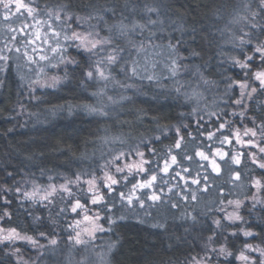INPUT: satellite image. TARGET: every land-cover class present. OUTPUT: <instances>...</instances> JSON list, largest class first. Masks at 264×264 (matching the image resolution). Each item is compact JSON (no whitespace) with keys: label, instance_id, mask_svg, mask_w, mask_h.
Returning <instances> with one entry per match:
<instances>
[{"label":"snow or ice","instance_id":"6c2138e0","mask_svg":"<svg viewBox=\"0 0 264 264\" xmlns=\"http://www.w3.org/2000/svg\"><path fill=\"white\" fill-rule=\"evenodd\" d=\"M0 5L4 10L0 73L14 70L19 87L27 86L30 100L40 101L38 91L49 96L75 81L85 92L94 88L89 96L95 103H68L69 115L77 110L101 120L111 118L110 105L117 101L108 95L110 85L132 90L133 96L146 95L149 88L163 89L153 93L154 100L171 97L179 106L190 107L178 114V123L162 124L165 117L144 108L130 110L131 120L117 117L121 128L127 126L129 131L110 135L108 127L102 129L105 135L96 140L111 145L106 153L100 152L103 163L93 165L95 153L79 157L73 153L79 166L59 174L62 182L46 167L39 171L47 176V184L39 183L27 166L18 169L5 163L0 167V264H49L45 259L49 256L55 258L51 264H86V257L76 258L80 247L95 248L98 233L112 232L117 221L130 216L145 223L141 213L152 217L150 210L160 217H153L155 222L150 224L161 230L160 235L167 234L171 240L169 230L174 234L182 229L183 236H175L177 243H200L194 255L167 264H221V258L228 261L233 256L239 264H264V0H242L222 28L206 27L195 17L187 28L175 21L166 25L155 2L44 0L41 5L39 0H0ZM139 13L143 15L137 19ZM237 24L239 29L233 27ZM166 27L180 33L175 43L171 33L166 44L156 42L163 41ZM204 44L215 46L223 57L217 67L225 83L211 105L205 102L201 107L204 92L189 91L191 80L182 81L181 74L194 68L192 74L205 91L220 87V81L207 79L200 66L184 63L201 56ZM182 48L188 49V56ZM126 51L127 58L122 55ZM224 65L239 71L227 75ZM117 70L131 83L118 80ZM6 81L5 76L0 85ZM133 96L121 95L120 100H133ZM64 107L55 105L53 114ZM139 126L145 130L139 132ZM56 151L63 154V149ZM20 171L23 175L17 181ZM225 185L230 186L227 196ZM69 213L74 219L65 227L62 220ZM169 216L180 223L170 225ZM241 236L242 247L233 250ZM118 244L105 241L101 264H113ZM27 248L35 251V258ZM143 264L155 261L145 256Z\"/></svg>","mask_w":264,"mask_h":264},{"label":"trees","instance_id":"16d2710c","mask_svg":"<svg viewBox=\"0 0 264 264\" xmlns=\"http://www.w3.org/2000/svg\"><path fill=\"white\" fill-rule=\"evenodd\" d=\"M120 2L123 4L124 0H120ZM135 2L141 5L145 2L150 4L153 2L157 3L161 7L160 18L165 21L166 25L171 21H175L177 24H184L186 28L192 26L193 23L190 19L188 20L186 14H189L191 18L206 15L203 22L206 27L213 25L221 27L222 25L221 19L217 20L216 16L211 17V14L209 15L210 9L217 10V8L215 6L211 8L206 0H179L178 2L176 1L177 4H175V2L172 3L171 0H135ZM226 2L227 5H232L228 1ZM39 3L43 5L44 0H39ZM241 3L242 0H236V3L231 7L235 8ZM181 5H185V7H181ZM193 10H195V12H193ZM141 15H143V13H139L136 18L139 19ZM181 16L184 17L183 20L180 19ZM152 18L156 19V16L153 14ZM214 30L215 28L213 27V31ZM168 33H171L173 43H175L176 38H180V33L178 31L166 27L165 33L162 34L164 36L163 41L158 39L156 42H163L166 44L168 42ZM144 35L146 36L147 33H144ZM160 35L161 34L158 33V36ZM184 38L190 41V35H186ZM137 39H139V37H137ZM121 43H123V41H121ZM181 52L183 55L188 56L187 48H182ZM122 55L127 58L128 52L126 51L122 53ZM222 59L223 57L218 55V50L215 46L209 47L207 44H204L202 46L201 56L189 57L184 63L200 66L201 71L204 72L207 79L218 80L223 83L224 86L225 82L221 79L220 69L217 67L219 61ZM224 67L228 68L227 75H232L237 72L228 65H224ZM193 71H195L194 68L187 73L182 72L181 74L182 81H192L190 90L192 89L194 79H199L198 76H193ZM5 76L7 77L6 84L0 85V167H3L5 163L15 166L18 169L21 168L22 165L27 166L26 170L35 173V179L41 184H46L48 180L47 176L42 177L40 175L39 168L46 167L52 169L49 175H53L56 181H60L61 177L59 174L74 171L79 166V161L73 159V153L76 157H79L82 153H87L89 156L95 153L93 165L103 163V159L100 158V152L104 151L106 153L108 150L106 149L107 146L111 147V145L102 146L101 142L96 140V137L105 135L102 131L104 127L110 129V135H117L120 131H129L127 126L121 128V125L118 123H110L107 119L101 120L99 117H90L77 110H74L73 114L69 115L67 104L72 103L75 105L76 98H79L77 95L83 92L75 81L66 88L58 90V92L62 91L63 93H68V96L71 97L58 99L55 94L41 96V93L38 91L36 95L40 96V101H32L27 95V86L25 85L24 88L19 87L20 81L16 78L14 72L9 71L0 73V80L4 79ZM117 79L124 81L123 75L120 74L118 70ZM124 82L131 83V81ZM137 83L140 82L137 81ZM163 83L169 84L170 82L164 81ZM92 90H94V88L89 89V91L85 92V95L82 96L86 97ZM48 91L51 92V90ZM73 91L77 94L72 93ZM113 91L117 93L116 95H119L126 90L118 86H111L109 94L113 95ZM159 91H163V89L149 88L146 95H138L134 96V98H144L148 102H153L161 106L162 110L158 113L156 112V114L165 117V119L161 120L162 124L169 122L178 123V114L180 112L190 111V107L179 106L171 97L167 100L163 97L154 100L153 93ZM18 92H24L25 95L20 97L18 96ZM127 92L133 94L132 90H127ZM89 97L88 95V98ZM48 100L52 101H49V104H45L44 102ZM90 102L91 101L88 99L86 103ZM206 103L211 105L212 102L207 98ZM19 104H23L24 108L22 109ZM55 105H64L65 107L63 110L56 109L55 114H53V107ZM125 115L126 114L120 116L119 119H133L132 115H128L129 117H125ZM187 119L190 120L193 125L195 124L191 117ZM96 120H101L99 125L95 123ZM8 129H12V131L9 132ZM144 130L143 126L138 127L139 132H143ZM85 140L90 142L85 144ZM69 145H71V151L68 149ZM115 147L118 148L120 146L116 145ZM57 148L63 149V154L56 151ZM30 156L32 157L31 160L28 159ZM104 159H107V156H105ZM9 170H11V167ZM22 175L23 171L18 172L16 180L19 181ZM2 180L3 176L0 175V182H2ZM8 182L11 183V180L9 179ZM225 195L227 196L226 192ZM150 211H152L153 217L160 219L155 210ZM141 217H143L145 223L140 224L134 216H130L124 221H117V226H113L114 230L112 232H105L103 235L105 240L111 239L119 241L118 248L121 249L120 257L123 264H140L145 256L155 261V264H161V261L167 264L169 260L172 262H175L177 259L183 260L185 255H194L196 252L200 251L199 242L195 244H185L182 241L179 243L171 241L168 243L162 242L158 235L161 230L150 227V224L155 222L153 217H144L143 213H141ZM22 219L28 220V217L23 216ZM171 221L173 220L169 216L168 223L170 224ZM173 222L180 223L179 220ZM250 222L254 223V220ZM104 226L106 228L109 227L106 220H104ZM254 230L260 231V229ZM180 235L183 236V230ZM188 239L191 241L190 237H188ZM243 239L244 238L241 236L240 239L232 245L233 250L242 247ZM256 241H258V239ZM170 243L173 245L172 248L168 247ZM164 255L166 258H163ZM229 261L230 264H237L234 256L229 257L228 261H224L223 258H221V264H229Z\"/></svg>","mask_w":264,"mask_h":264},{"label":"rangeland","instance_id":"374dc122","mask_svg":"<svg viewBox=\"0 0 264 264\" xmlns=\"http://www.w3.org/2000/svg\"><path fill=\"white\" fill-rule=\"evenodd\" d=\"M176 1L178 2L179 0H171L172 3L175 2V4H177ZM206 1L208 2V5H210L211 8H212V6H215L216 8H219L221 4L224 5L223 8H220L219 13H217L216 9H210V11H209V15L211 14V17H215L218 14L222 17V19H221V22H222L221 28L224 27V25L228 22V20H230L232 18V16L234 15V12H233V8L234 7H231V6L234 3H236V0H206ZM226 1H228L232 5L231 6L227 5ZM3 11H4L3 7H2V5H0V28H2L3 24H4L3 16H2ZM186 15H187L188 20L190 19L192 21V23H193L194 18H191L189 14H186ZM205 16L206 15L200 16V17H195V18L199 21L200 24H203ZM14 23H18V21H15ZM240 26L241 25H239V24L234 25V27L238 28V29H239ZM247 29L248 28L246 27L245 30H247ZM102 34H105V33H102ZM228 48L230 49V47H228ZM228 48H226V49L229 50ZM235 70L237 72L239 71L238 69H235ZM52 71H56V70H52ZM12 72H14V74H15L14 70H12ZM15 76H16V74H15ZM199 85H200L199 79H194V83L192 85V88H198L199 91L204 92V100L201 101V105H200L201 107L205 106V102H206L207 98H209L211 100V102H212L218 95H220L223 92V83H221V82H220V87L219 88H213V89H209L207 91H205L204 88L202 86H199ZM110 87H111V85L109 86V88L107 90L108 95H110L109 94ZM191 90L189 88V91H191ZM72 93H76V92L73 91ZM54 94H55V96L58 97V99H61V98H64V97H71V96H68L69 95L68 93H63L62 91H60V92L56 91ZM112 94L113 95H111V96L113 97V99L115 101H117V103L110 105L109 110L110 111L114 110L113 111V115L111 116V118H106L110 123H117V117L120 118V116H122L124 114H126L125 117H129L128 116V115H130L129 111L130 110L134 111L137 108H144L146 110H149L150 114H156L157 109H159V112H160V110H162L161 106H158V104L153 103V102H148L144 98L135 99L133 94H129L127 91H123V93L119 94V95H116L117 93L113 91ZM82 95H85V91L80 92L77 95L79 98H76V102L74 101L76 104H84V103L88 102V99L91 101L90 103H95V100L93 98H91V97L88 98L89 94L86 95V97H84ZM114 95H116V96H114ZM121 95L133 96V100L121 101L120 100V96ZM49 101H52V100H48V101H46L44 103L45 104H49ZM104 102L108 103L107 97L104 98ZM220 105H221L222 108L225 107V105L223 103H220ZM228 110L230 111L231 109H228ZM233 119H235V118H233ZM194 123H195V121H194ZM106 149H108V146H107ZM59 182H62V180H60ZM224 187H225V192L227 193V189L230 186L229 185H225ZM234 191H239V190L236 189ZM251 191H254V189L248 191L249 193H247V194L249 196L251 195ZM230 198L235 199L236 197L232 196ZM240 198L243 199V196H241ZM89 207H91V205H89ZM93 211H94V209H93ZM178 215H179V212H178ZM73 219H74V215L69 213L68 216L62 220V224L66 227L67 224L71 223ZM101 223L104 225V220H102ZM173 223H176V222L171 221L170 225L173 224ZM58 231H59V229H58ZM169 231H170V234L172 235L171 240H169V236L167 234L160 235L161 232L158 233L159 238H160V240L162 242H166V243H168L170 241L171 242H176L175 241V236L176 235H180L182 233V229H180L178 232H175L174 234L172 233L171 229ZM104 234H105V232L104 233H98V237L99 238L94 242L95 245H96L95 248H89V249L86 250L84 247H80L79 252L76 255L77 260L81 259V257H86L87 258L86 264H101L100 255L99 254H101L102 252H105L107 250L106 249V245H105V241H107V240L104 239V236H103ZM63 235H64L65 241H66V233H64ZM41 242L42 243H46V241H41ZM250 242L251 243H259V240L256 241V240H251L250 239ZM61 247H64V245L62 244ZM26 252L28 253L29 256H31L32 258H35V256H36L35 251H33L30 248H27ZM120 253H121V249L119 248V251L116 253L115 258L113 259V264H123L122 259L120 257ZM163 258H166L165 255L163 256ZM45 259H47L49 261V264H51V262L55 258L49 256V257H46ZM140 264H143V261H141ZM237 264H239V262H237Z\"/></svg>","mask_w":264,"mask_h":264}]
</instances>
